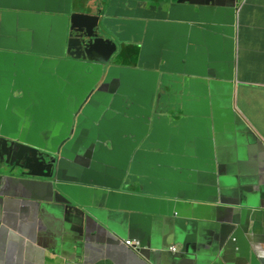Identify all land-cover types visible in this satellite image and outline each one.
I'll return each mask as SVG.
<instances>
[{"label": "water", "instance_id": "water-1", "mask_svg": "<svg viewBox=\"0 0 264 264\" xmlns=\"http://www.w3.org/2000/svg\"><path fill=\"white\" fill-rule=\"evenodd\" d=\"M104 1L99 25L73 0H0V108L13 113L0 114V198L20 191L87 230L91 211L118 212L102 223L138 243L140 264L165 247L163 218L174 259L264 264L250 232L264 189L247 192L216 149L239 119L222 101L234 95L240 0H177L158 14L150 0ZM127 43L137 67L110 64Z\"/></svg>", "mask_w": 264, "mask_h": 264}, {"label": "crops", "instance_id": "crops-1", "mask_svg": "<svg viewBox=\"0 0 264 264\" xmlns=\"http://www.w3.org/2000/svg\"><path fill=\"white\" fill-rule=\"evenodd\" d=\"M236 86L233 105L242 121L220 136L218 154L231 165L230 175L239 177L247 192L264 189V0H244L238 8ZM223 104L229 106L230 101ZM232 203L238 199L232 197ZM98 222L90 229L77 214L49 212L36 201L14 191L0 198V264H140L125 242L126 234L115 237L102 218H119L118 212L93 210ZM106 227V228H105ZM165 247L153 264H191L172 257L171 247L179 246L170 235V220L163 218L155 228ZM251 235L264 249V205L256 211ZM79 247L77 256L69 250ZM167 259V262H164ZM173 259V261L171 260Z\"/></svg>", "mask_w": 264, "mask_h": 264}, {"label": "flooded vegetation", "instance_id": "flooded-vegetation-1", "mask_svg": "<svg viewBox=\"0 0 264 264\" xmlns=\"http://www.w3.org/2000/svg\"><path fill=\"white\" fill-rule=\"evenodd\" d=\"M104 0H94V4L93 6L95 7L96 11H95V14L98 15L100 17V20H99V25H101V21L102 19L104 18V9L103 11L102 10V7L104 6ZM177 0H150L149 2V6H154V9H152V11L150 12L151 14H158V13H162L163 11L167 10L169 7H171L172 5L176 4ZM92 6H88V8H90ZM71 12H83L82 10H80L78 8V5H77V0H73L72 2V8H71ZM155 19V18H154ZM99 37H102V38H105V39H110L112 41H116L114 36L109 33V32H106L104 30H100V33L98 35ZM90 41L89 38H83L81 44H80V50L78 51V54L74 55V56H83V53H84V48L85 46L87 45V43ZM117 57H115L114 59H116ZM113 61V60H112ZM1 82H3L4 80H0ZM15 81H18V80H15ZM19 82V81H18ZM20 83V82H19ZM177 83V82H175ZM21 84V83H20ZM163 92L166 94V96L168 98L170 97H178V93L177 91H174V92H171V88L168 87V88H165L163 90ZM15 95L16 96H19V94L17 92H15ZM8 102L5 103V106L3 105L2 108H0V114H7L10 112V114H13L11 112V110H9V107H8ZM0 106H2V104H0ZM9 111V112H8ZM177 118H179V116H177ZM17 143V142H14L13 140H10L9 143Z\"/></svg>", "mask_w": 264, "mask_h": 264}, {"label": "clouds", "instance_id": "clouds-1", "mask_svg": "<svg viewBox=\"0 0 264 264\" xmlns=\"http://www.w3.org/2000/svg\"><path fill=\"white\" fill-rule=\"evenodd\" d=\"M88 1L89 0H77V5H85L86 6V4L88 3ZM89 6H93V4H91V5H89ZM236 36H237V34H236ZM128 45H136V44H132V43H127V44H123L122 45V47H121V49L112 57V59H111V62H110V64H116V62H117V58H118V56L120 55V53H122L123 52V50H124V48L126 47V46H128ZM236 45H237V43H236ZM120 46V45H119ZM138 46V45H137ZM119 48V47H118ZM139 55H140V52H139ZM115 57H117L116 59H115V62L114 61H112ZM138 58H139V56H138ZM236 59H237V54H236ZM138 62V61H137ZM116 65H120V64H116ZM121 66H124V65H121ZM128 67H137V64H136V66H128ZM177 84V83H176ZM235 86H236V81H235ZM168 88V87H167ZM234 91H235V87H234ZM174 92V91H173ZM178 97H179V95H178ZM171 98V97H170ZM224 101V100H223ZM223 101H222V104H223ZM228 101H230V104H229V106L231 105V104H233V101H234V95H233V99L232 100H228ZM224 105V104H223ZM225 106V105H224ZM233 106V105H232ZM226 107H228V106H226ZM233 108H234V106H233ZM234 111L236 112V114L238 115V117H239V119H238V121H242L241 119V116L238 114V112L235 110V108H234ZM179 116V115H178ZM177 118V117H176ZM226 131H228V130H226ZM225 131V132H226ZM224 132V133H225ZM249 132L252 134V136L254 137V139H255V141L258 143V144H260V145H262L263 147H264V142L262 141V140H260L257 136H256V134H254V133H252V131L251 130H249ZM223 133V134H224ZM222 134V135H223ZM221 136V135H220ZM220 138V137H219ZM219 138H218V141H219ZM259 142H258V141ZM217 141V142H218ZM216 149H217V143H216ZM218 151V150H217ZM128 241H130L131 242V245H129V244H127V242ZM128 241H126L125 242V245L130 249V250H132L133 252H135V253H137V242H135V241H133V240H128ZM174 242V241H173ZM175 243V242H174ZM178 245V244H177ZM179 246V245H178ZM170 250L172 251V252H175V253H173L172 254V256L173 255H175V254H178V252L180 251V246H179V250H178V247L177 246H173V247H171L170 248Z\"/></svg>", "mask_w": 264, "mask_h": 264}, {"label": "trees", "instance_id": "trees-1", "mask_svg": "<svg viewBox=\"0 0 264 264\" xmlns=\"http://www.w3.org/2000/svg\"><path fill=\"white\" fill-rule=\"evenodd\" d=\"M140 47L137 45H128L124 48L123 52L117 58L116 64L124 66H136Z\"/></svg>", "mask_w": 264, "mask_h": 264}, {"label": "rangeland", "instance_id": "rangeland-1", "mask_svg": "<svg viewBox=\"0 0 264 264\" xmlns=\"http://www.w3.org/2000/svg\"><path fill=\"white\" fill-rule=\"evenodd\" d=\"M243 1L244 0H240L239 6H240V4L242 6ZM91 4H94V0H89L88 3L86 4V6L78 5V8L80 10H82L83 12H89L88 6L91 5ZM237 19H238V12H237ZM113 61L115 62V59H113Z\"/></svg>", "mask_w": 264, "mask_h": 264}, {"label": "built area", "instance_id": "built-area-1", "mask_svg": "<svg viewBox=\"0 0 264 264\" xmlns=\"http://www.w3.org/2000/svg\"><path fill=\"white\" fill-rule=\"evenodd\" d=\"M127 244L131 245V242H130V241H128V242H127Z\"/></svg>", "mask_w": 264, "mask_h": 264}]
</instances>
